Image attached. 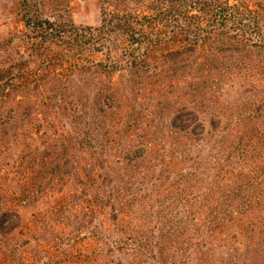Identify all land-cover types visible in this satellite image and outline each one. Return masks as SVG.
Segmentation results:
<instances>
[{
    "label": "trees",
    "instance_id": "1",
    "mask_svg": "<svg viewBox=\"0 0 264 264\" xmlns=\"http://www.w3.org/2000/svg\"><path fill=\"white\" fill-rule=\"evenodd\" d=\"M68 3L0 42V264H264V0Z\"/></svg>",
    "mask_w": 264,
    "mask_h": 264
},
{
    "label": "rangeland",
    "instance_id": "2",
    "mask_svg": "<svg viewBox=\"0 0 264 264\" xmlns=\"http://www.w3.org/2000/svg\"><path fill=\"white\" fill-rule=\"evenodd\" d=\"M68 2V14L73 22L97 26L101 17V0H68ZM16 3L17 0H0V42L13 36L16 32L25 30L23 23L19 21L16 14ZM18 150L20 151V149ZM10 152L15 153L16 150L12 148ZM20 210L23 221L28 222L32 209L25 207ZM237 248H239L240 253L243 252L245 248L244 238L240 240Z\"/></svg>",
    "mask_w": 264,
    "mask_h": 264
}]
</instances>
